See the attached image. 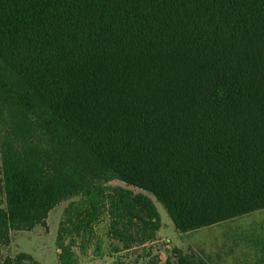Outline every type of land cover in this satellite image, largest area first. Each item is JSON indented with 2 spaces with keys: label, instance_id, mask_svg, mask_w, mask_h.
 I'll use <instances>...</instances> for the list:
<instances>
[{
  "label": "trees",
  "instance_id": "obj_1",
  "mask_svg": "<svg viewBox=\"0 0 264 264\" xmlns=\"http://www.w3.org/2000/svg\"><path fill=\"white\" fill-rule=\"evenodd\" d=\"M114 180L180 234L264 209V0H0V247L65 201L57 264L104 218L152 243L153 202Z\"/></svg>",
  "mask_w": 264,
  "mask_h": 264
},
{
  "label": "rangeland",
  "instance_id": "obj_2",
  "mask_svg": "<svg viewBox=\"0 0 264 264\" xmlns=\"http://www.w3.org/2000/svg\"><path fill=\"white\" fill-rule=\"evenodd\" d=\"M110 187H122L134 194H144L156 207L161 227L155 240L132 250L121 245L108 234V220L95 227V238L85 254H78V264H176L177 255H193L206 264H260L264 262V209L210 227L178 233L164 207L155 198L139 189L112 181ZM75 200V199H74ZM69 201L51 210L46 226L29 232L10 233V242L0 247V261L25 253L40 264H57L56 236ZM98 246L99 250L96 251Z\"/></svg>",
  "mask_w": 264,
  "mask_h": 264
}]
</instances>
